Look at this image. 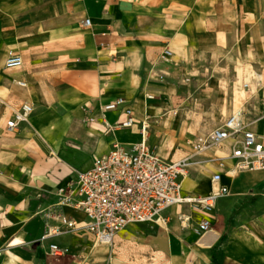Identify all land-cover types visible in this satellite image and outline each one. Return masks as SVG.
<instances>
[{"label":"crops","instance_id":"1","mask_svg":"<svg viewBox=\"0 0 264 264\" xmlns=\"http://www.w3.org/2000/svg\"><path fill=\"white\" fill-rule=\"evenodd\" d=\"M119 97L138 124L105 133L122 112L102 108ZM0 101L34 107L17 131L6 128L8 108L0 112V264H264V171L252 182L240 179L247 171L225 177L218 160L191 165L183 197L209 195L215 174L230 193L209 213L175 205L165 222L130 225L109 245L84 228L82 211L56 206L71 173L114 143L145 138L177 162L234 116L264 135V0H0ZM228 145L206 154L231 168ZM58 213L77 228L43 240ZM51 244L64 254L51 255Z\"/></svg>","mask_w":264,"mask_h":264},{"label":"built area","instance_id":"2","mask_svg":"<svg viewBox=\"0 0 264 264\" xmlns=\"http://www.w3.org/2000/svg\"><path fill=\"white\" fill-rule=\"evenodd\" d=\"M84 24L89 26L90 20L86 19ZM171 55V51L165 49L161 59L169 62ZM16 61L10 59L9 63ZM17 85L26 86L22 82ZM2 108L9 110L6 120L8 131H17L23 124H28L34 113L30 102L13 106L0 101V112ZM102 110L122 112V118L116 125L105 122V133L117 128H133L138 124L133 109L124 98L115 99L103 106ZM86 121L91 124L94 119L88 118ZM148 127L146 122L142 123L141 131L144 135ZM228 143V158L234 161V171H264V135L245 131L234 116L222 127L196 136L191 143L193 155L177 162L163 160L147 145L145 138L129 147L114 143L107 154L95 158L90 169L71 173L69 182L58 189L59 200L56 206L60 210L70 207L82 211L87 218L84 228L96 237L98 243L107 245L130 225L165 222L161 218L162 212L175 205L189 204L193 210L209 213L217 198L230 193L227 187L220 185L221 174L213 176L212 182L218 184V187L205 197H183L181 179L192 165L191 158L223 149ZM55 217L60 226L46 222L43 240L72 232L78 226L76 221L61 213ZM210 230L208 220L199 224V232L204 234ZM49 253L62 256L64 250L51 244Z\"/></svg>","mask_w":264,"mask_h":264},{"label":"rangeland","instance_id":"3","mask_svg":"<svg viewBox=\"0 0 264 264\" xmlns=\"http://www.w3.org/2000/svg\"><path fill=\"white\" fill-rule=\"evenodd\" d=\"M211 122H213V120L210 118L208 120L204 119V121H203V123L207 126H209L211 124ZM203 133H206V132H203ZM181 147L183 148L184 146L182 145ZM177 152L181 153V150L178 149ZM215 154H211V155L203 154L201 156L194 157L193 159H191L192 165H194L195 168L199 169L202 167H206L210 163H213V162L218 160V161H220L219 166H220V168H222L224 176L229 178V179H232V176H230L228 173H229V171L234 169L235 164L233 163L232 167L228 168V167H226L225 163L223 162L224 159L218 157L219 155H215ZM219 158H220V160H219ZM221 163L223 166H221ZM260 174H263V172H261V171H255V172L247 171V172H243L241 174L240 179L254 182L255 180H257L259 178Z\"/></svg>","mask_w":264,"mask_h":264}]
</instances>
